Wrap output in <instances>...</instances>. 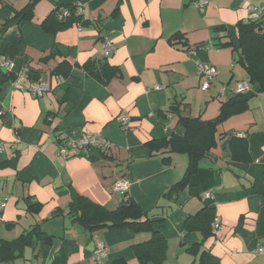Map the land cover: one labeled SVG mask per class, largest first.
<instances>
[{
	"label": "crops",
	"instance_id": "obj_1",
	"mask_svg": "<svg viewBox=\"0 0 264 264\" xmlns=\"http://www.w3.org/2000/svg\"><path fill=\"white\" fill-rule=\"evenodd\" d=\"M30 0H0L2 23ZM264 5V0H251ZM83 3L82 19L55 34L41 23L57 5ZM38 0L32 20L10 24L0 33V73L29 74L46 80L51 89L42 96L16 87V78L0 86V196L6 200L0 222V245L40 225L44 235L37 249H26L14 264H97L94 250L105 241L107 256L100 264H142L137 246L151 237L129 227L90 231L73 220L68 206L75 194L114 209L122 200L115 189L120 179L130 181V195L167 240L164 264H264V90L249 99V107L218 126L217 145L201 160L191 183L175 198L165 196L186 172L189 157L151 154L145 142L177 131L184 133V115L213 119L221 105L238 93L246 70L235 63L237 25L247 21L246 0ZM105 39L115 44L109 63L121 76L103 83L74 67L69 78L53 74L62 58L84 64L100 60ZM56 51L47 60L45 56ZM12 62L11 69L4 60ZM215 64L218 75L202 88L198 63ZM240 66V67H239ZM17 74V75H16ZM36 82V81H35ZM122 112L131 117L124 128ZM100 133L109 149L64 158L60 149L69 138L84 132ZM246 136L253 160L233 157V135ZM213 191L221 226L198 253L187 247L201 239L185 231L187 217L205 206L204 193ZM29 201L42 203L29 210ZM258 253V249H262ZM38 252L35 256V252ZM0 264H3L0 261ZM154 264V263H149Z\"/></svg>",
	"mask_w": 264,
	"mask_h": 264
},
{
	"label": "trees",
	"instance_id": "obj_2",
	"mask_svg": "<svg viewBox=\"0 0 264 264\" xmlns=\"http://www.w3.org/2000/svg\"><path fill=\"white\" fill-rule=\"evenodd\" d=\"M38 0H30L21 10H17L15 15L2 23L0 33L10 24L23 20H32L34 17V7ZM82 19V14L78 11L77 5H57L42 21V28L52 34L77 24ZM238 42L235 45L231 40L219 41L217 46L232 45L237 52L235 63L240 64L247 72L250 89L245 92H238L235 96L225 101L220 108V113L213 119H203L201 116L184 115L179 111V106H172L180 114V123L184 127V133L177 131L162 138H150L145 142L151 154H164V162L170 163L171 154L185 153L189 157L188 167L183 178L177 181L165 196L175 198L186 187L199 195L196 185L191 183L192 176L198 171L201 160L208 151L217 145V133L219 124L225 119L242 113L249 107V99L258 92L264 90V19L241 22L237 25ZM57 52H51L43 58L47 60L56 56ZM74 67L81 68L85 73L97 78L103 83H107L115 76H121V70L108 61V57L100 60H90L84 64L71 63L68 59L62 58L53 69V74L67 79L72 74ZM17 75V74H16ZM30 79V75L27 74ZM16 78L11 72L0 73V86L3 81L9 78ZM35 82L37 80H30ZM255 85L260 90L256 91ZM65 142H63V145ZM230 148L236 160L251 162L253 160L249 148V140L246 136L233 135L230 141ZM95 150L90 151L93 152ZM104 153L103 150H97ZM259 191L264 196V188ZM205 197V194H204ZM42 203L29 201V210L37 213L41 210ZM68 214L73 220L79 222L90 231L101 228L116 229L129 227L137 232H149L151 237L137 246L138 259L142 264H164L167 251V240L156 228L157 220L149 217L142 206L130 195L128 191L122 194V200L114 209H109L105 205L93 201L87 196L75 194L68 206ZM216 209L211 199H206L203 206L197 213L185 219V231L198 232L201 239L190 247L187 251L198 253L205 240L215 234L213 223L216 219ZM51 243L52 236L45 235L40 225L23 231L17 238L3 240L0 245V261L3 264H14L17 259L25 258L26 249L37 245L42 240ZM38 252H35L37 256ZM206 251H202L198 264H205ZM29 264H36L30 262ZM118 264H126L120 260ZM195 264V263H192Z\"/></svg>",
	"mask_w": 264,
	"mask_h": 264
},
{
	"label": "built area",
	"instance_id": "obj_3",
	"mask_svg": "<svg viewBox=\"0 0 264 264\" xmlns=\"http://www.w3.org/2000/svg\"><path fill=\"white\" fill-rule=\"evenodd\" d=\"M199 5L201 8L208 3V0H199ZM246 9L248 12L247 21L264 19V5L254 3L251 0H246ZM78 11L82 14L83 3L77 5ZM115 49V44L109 39H105L103 45V56L110 57ZM4 65L11 69L13 64L11 61L5 59ZM198 75L203 80L202 88L209 89L213 80L216 79L218 75V70L213 63L199 62L198 63ZM16 87L24 89L36 96H42L47 91L51 89V84L46 80H38L36 82H31L27 74L20 73L14 81ZM250 89V84L248 81H239L237 84L238 92H245ZM2 112H0L1 114ZM120 122L124 128H128L131 125V117L127 112H122L120 115ZM112 146L110 140L104 138L100 133L84 132L81 136L77 138H69L65 141V144L61 147L60 153L64 158H69L70 156L78 155H88L92 150H106ZM0 149H2L0 147ZM115 189L125 194L130 189V181L128 179H120L116 182ZM206 199L213 198V191H206ZM6 206V200L4 197L0 196V222L2 221L3 210ZM221 226V221L216 218L213 223V232L216 233ZM258 253L263 252L262 249L257 250ZM107 256V245L104 240L98 239L96 243V248L94 250V260L97 264H100L103 259Z\"/></svg>",
	"mask_w": 264,
	"mask_h": 264
},
{
	"label": "water",
	"instance_id": "obj_4",
	"mask_svg": "<svg viewBox=\"0 0 264 264\" xmlns=\"http://www.w3.org/2000/svg\"><path fill=\"white\" fill-rule=\"evenodd\" d=\"M256 91H259L260 90V88L257 86V85H255V88H254Z\"/></svg>",
	"mask_w": 264,
	"mask_h": 264
},
{
	"label": "rangeland",
	"instance_id": "obj_5",
	"mask_svg": "<svg viewBox=\"0 0 264 264\" xmlns=\"http://www.w3.org/2000/svg\"><path fill=\"white\" fill-rule=\"evenodd\" d=\"M240 67V66H239Z\"/></svg>",
	"mask_w": 264,
	"mask_h": 264
}]
</instances>
